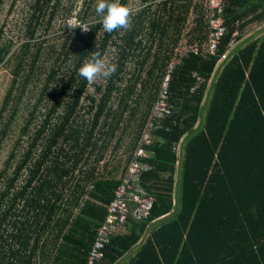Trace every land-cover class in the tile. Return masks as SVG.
<instances>
[{
  "label": "trees",
  "instance_id": "16d2710c",
  "mask_svg": "<svg viewBox=\"0 0 264 264\" xmlns=\"http://www.w3.org/2000/svg\"><path fill=\"white\" fill-rule=\"evenodd\" d=\"M53 1H30L27 39L10 57L13 43L0 36V64L14 62L2 136L18 114L16 92L22 99L35 77L43 49L32 41L55 19L62 0ZM155 1L143 0L112 33L98 23L96 0L84 1L42 86V108L21 130L23 153L12 152V170L0 174V264H88L146 129L151 168L140 185L154 207L130 220L96 264H264V0H226L227 32L203 56L180 51L206 42L207 0ZM260 22L262 35L247 38ZM111 48L116 71L102 83L76 73L92 51L105 59ZM171 65V111L155 117Z\"/></svg>",
  "mask_w": 264,
  "mask_h": 264
},
{
  "label": "rangeland",
  "instance_id": "374dc122",
  "mask_svg": "<svg viewBox=\"0 0 264 264\" xmlns=\"http://www.w3.org/2000/svg\"><path fill=\"white\" fill-rule=\"evenodd\" d=\"M30 1L31 0H3V4L0 5L1 44L4 45L9 42L13 43L12 52L9 57L13 54V52L18 50L22 43L27 39L25 24L29 12L28 6ZM84 1L85 0H62L59 4L55 19L50 25L45 23L44 26L40 27L37 31L35 39L32 41V44L36 43L37 46L34 47V50L41 46L43 49V55L35 65V77L32 84L28 87L26 94L22 97V99H18L19 93L18 91L16 92L15 102L19 105L18 114L10 126L6 128L7 134L5 136H2L1 131L5 129V124L7 122L6 116L9 115V111H11L10 108L8 109V113L5 114V119L0 124V174L4 170H6V172H10L12 170L7 169L8 160L12 152H14L18 157L23 153L22 146L18 148L15 147L21 136V130L30 119L29 114L32 109L36 106L40 109L42 106L38 103V99L41 96L42 86L45 84L52 67L55 66V53L61 48L67 34L79 26L75 24H79L77 18L83 7ZM159 1L160 0H156L154 5H156ZM56 2L57 0H54L52 5H56ZM144 4L143 0H130L128 8L130 9V12L135 13L138 12ZM72 8L73 11L69 14L68 11ZM68 21H71L75 26L69 27L65 24ZM84 27L85 26H83V28ZM237 45L238 42H234L231 49L233 50L237 47ZM185 48L186 47L182 48L180 53L184 52ZM114 53L115 49L111 48L110 54L104 59L106 63L111 62ZM13 65L14 62L13 64L11 62L9 64L6 62L0 64V109L9 89L11 88L13 80ZM104 78L105 77L98 75L95 77L94 83H102ZM93 90L94 87H91L90 92H93ZM22 144L25 145L24 141ZM15 149H17V151H15ZM110 158L111 152L108 153L107 160ZM12 165H15V161L13 160L10 162V166Z\"/></svg>",
  "mask_w": 264,
  "mask_h": 264
},
{
  "label": "built area",
  "instance_id": "2783aa9c",
  "mask_svg": "<svg viewBox=\"0 0 264 264\" xmlns=\"http://www.w3.org/2000/svg\"><path fill=\"white\" fill-rule=\"evenodd\" d=\"M206 5L208 38L202 44L186 47L185 51L181 52V56H185L188 53L201 56L214 55L227 32L224 19L226 0H207ZM237 35L238 33L235 32L233 36L236 37ZM233 44L234 41H232L230 47ZM226 59L227 55L223 56L222 61ZM172 69L173 65L170 66L169 73L163 82L160 98L154 110L155 117H163L171 111L168 102V86ZM148 127H151V124ZM151 144L152 139L149 130L146 129L122 177V182L108 206L106 218L97 230L96 240L88 258V264H96L102 260L106 246L114 236L127 232L130 220L142 221L150 216L156 199L140 183L144 174L151 168L144 162L150 155L144 146Z\"/></svg>",
  "mask_w": 264,
  "mask_h": 264
},
{
  "label": "clouds",
  "instance_id": "9594fccd",
  "mask_svg": "<svg viewBox=\"0 0 264 264\" xmlns=\"http://www.w3.org/2000/svg\"><path fill=\"white\" fill-rule=\"evenodd\" d=\"M94 11L98 23L106 33L125 28L130 21V9L121 0H96ZM65 24L69 27L80 25H74L71 21ZM116 67L114 63H106L99 51H92L91 55L76 68V73L84 80L92 81L98 75L110 77L116 71Z\"/></svg>",
  "mask_w": 264,
  "mask_h": 264
},
{
  "label": "crops",
  "instance_id": "0c3cea01",
  "mask_svg": "<svg viewBox=\"0 0 264 264\" xmlns=\"http://www.w3.org/2000/svg\"><path fill=\"white\" fill-rule=\"evenodd\" d=\"M262 22L260 23H251L248 25L246 30L247 38H256L262 35Z\"/></svg>",
  "mask_w": 264,
  "mask_h": 264
},
{
  "label": "water",
  "instance_id": "95a60500",
  "mask_svg": "<svg viewBox=\"0 0 264 264\" xmlns=\"http://www.w3.org/2000/svg\"><path fill=\"white\" fill-rule=\"evenodd\" d=\"M182 144H183V142H182ZM174 214H175V212H174L172 215H170V216H166V217L161 218L160 220H158L157 222H155L154 225H157V224H159L160 222L166 220L167 218L172 217Z\"/></svg>",
  "mask_w": 264,
  "mask_h": 264
}]
</instances>
